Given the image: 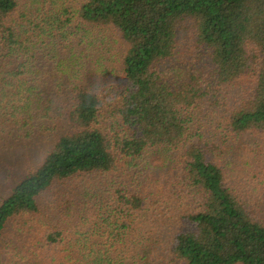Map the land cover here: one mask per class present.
<instances>
[{
    "label": "trees",
    "instance_id": "obj_1",
    "mask_svg": "<svg viewBox=\"0 0 264 264\" xmlns=\"http://www.w3.org/2000/svg\"><path fill=\"white\" fill-rule=\"evenodd\" d=\"M7 129L42 157L0 264H264V182L224 163L264 138V0H0Z\"/></svg>",
    "mask_w": 264,
    "mask_h": 264
},
{
    "label": "rangeland",
    "instance_id": "obj_2",
    "mask_svg": "<svg viewBox=\"0 0 264 264\" xmlns=\"http://www.w3.org/2000/svg\"><path fill=\"white\" fill-rule=\"evenodd\" d=\"M178 34L179 44L181 46H186L187 48L194 43V33L190 23L186 22L183 24ZM10 132H14V130L7 129L3 135L2 131H0V139L7 137ZM5 144V146H2L3 144L0 146V199L3 196L9 195L11 188L17 181L26 175L27 171L32 167H35L42 157L40 149L37 147L35 150L32 148L26 149V146L14 140V135L9 137V140ZM237 147L241 148V150L234 147V149L225 155L224 163L228 166L226 172L228 175H232L230 179L235 180V184L240 186L241 182H245L241 184L242 189L246 191V194L251 196L250 189L253 187V183L248 180L255 181V183L261 182V184L264 182V138L256 135L247 136L242 139V143L238 142ZM172 166L174 170L169 171V169H165L167 171V178L175 174L176 164ZM233 167L237 168V170L234 171ZM237 173L239 174V179H237ZM255 176H257L258 181L257 179L253 180ZM262 187H264V184ZM2 254V260L9 259L6 250L2 251Z\"/></svg>",
    "mask_w": 264,
    "mask_h": 264
}]
</instances>
